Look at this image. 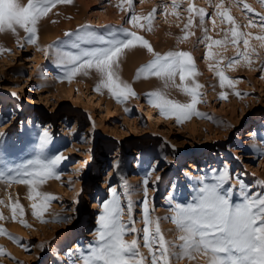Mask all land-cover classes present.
I'll use <instances>...</instances> for the list:
<instances>
[{
    "label": "rangeland",
    "instance_id": "rangeland-1",
    "mask_svg": "<svg viewBox=\"0 0 264 264\" xmlns=\"http://www.w3.org/2000/svg\"><path fill=\"white\" fill-rule=\"evenodd\" d=\"M81 1H86L87 7L80 22L64 28L55 37L51 32L41 33L39 26L35 44L9 42L4 46L0 42V106H3V109L0 107V134H3L0 135L3 154L0 228L5 230L0 233V264H73V261L82 264L77 259L78 250L97 238L98 215L103 202L111 198L113 187L117 188L125 206L124 221L129 219L128 200L132 202V219L139 233L140 252L147 258V264H151V254L142 238L146 178L150 216L153 220L159 218L165 239L177 244L180 233L165 217L174 214L172 208L176 203L191 199L195 182L211 170L229 171L231 185L236 189L242 180L253 192H264V39H256L264 37V0H175L176 8L173 0ZM64 4L70 7L61 9ZM58 5L51 11L62 22H68V17L74 20V15L80 13L75 9L82 10L80 0H71L63 6L61 3L62 7ZM193 5L197 10H204L203 18L196 12H188ZM225 11L235 21L234 25L219 15ZM132 15L139 16L144 26L133 27L129 22ZM190 16L193 23L186 27ZM233 27L244 33L235 44L231 35ZM121 28L135 31L153 49L149 52L137 44L119 58L115 71L120 78L122 68L133 69L130 82L123 80L126 76L121 80L136 90L134 97L117 100L106 89L96 91L101 77L94 73L95 69L87 70L86 75L82 71L71 81L67 79L68 66L57 65L53 53L60 48L78 51L65 47L76 38L77 30H92L107 36ZM206 36L210 39H205ZM22 39L27 40L26 33ZM244 39L249 41L247 49ZM213 40L223 43L209 49L207 45ZM169 51L191 54L197 75L184 84L194 86L195 80L202 86L198 90L200 102L196 105L201 115H192L179 123L149 104L151 90L141 91L132 83L134 74L154 59L153 53L166 55ZM209 51L211 57L207 56ZM245 52L252 63L239 55ZM132 57H135L133 63L129 62ZM236 60L239 63L228 67ZM217 71H224L226 77L235 81V86L222 87ZM90 77L97 81H91ZM139 77V83L156 80L159 93L167 99L191 102V97L182 91L183 85L177 82L179 74L167 86L165 78L145 74ZM64 117L69 120L65 126L60 124ZM45 130L49 132L46 141L42 139ZM42 143L46 157L61 155L63 159L55 170L60 178L48 179L39 186V191L56 199L37 218L32 214V205L39 200L29 198V186L16 182L15 172L10 169L20 168L27 160L34 159ZM204 154L209 160L198 171L180 170L186 161ZM107 169L112 177L103 186ZM157 176L161 177L158 182ZM15 205L20 207L14 212ZM57 217L61 222H56ZM63 217L71 219L63 222ZM59 227L66 230L57 235ZM78 237L79 244L73 248ZM132 238L133 234L126 236L129 241ZM194 259L199 260V253L193 252L192 258L173 259L171 264H208Z\"/></svg>",
    "mask_w": 264,
    "mask_h": 264
},
{
    "label": "snow or ice",
    "instance_id": "snow-or-ice-1",
    "mask_svg": "<svg viewBox=\"0 0 264 264\" xmlns=\"http://www.w3.org/2000/svg\"><path fill=\"white\" fill-rule=\"evenodd\" d=\"M70 2L71 0H27L24 4L21 0H0V32L10 31L15 34L17 28L22 29L27 35L28 43L35 44L38 38L37 25L41 18L46 16L55 4ZM176 7L178 5L173 0V8ZM244 7L252 11L247 4ZM187 10L189 13L196 12L201 18L205 15L203 9L197 10L194 5ZM219 15L235 24L226 11ZM140 20L139 16L132 15L129 22L133 27H143ZM192 23L190 16L186 27L191 26ZM84 27L91 29V26ZM77 31L76 38L65 47L78 51H66L60 48L53 53L57 65L68 66L67 79L71 81L82 71L86 75L87 70L95 69L101 77L96 91L106 89L117 100L134 97L136 94L132 87L121 80L115 69L126 49L135 48L139 44L149 52H153L150 43L135 31L123 28L115 33L110 32L107 36L92 30ZM65 35L71 37L72 33ZM231 35L232 42L235 44L244 36V33L238 32L236 27H233ZM205 39L210 37L206 36ZM256 39H264V37H256ZM221 43L223 42L213 40L207 47L211 49L213 45ZM243 43L247 49L248 39H244ZM81 45L92 47H81ZM47 54L49 53L46 50ZM153 55L154 59L138 70V77L140 74H145L165 78L167 86L168 82L174 83L177 74L181 82L197 75L193 57L188 52L169 51L166 55L156 53ZM239 55L247 63H252L246 52ZM207 56L211 57L212 52L209 51ZM233 63H239V61L230 62L228 67H232ZM216 75L222 87L235 86V81L226 77L224 71H217ZM192 83L194 86L187 84L182 86V91L191 97L190 103H179L167 99L158 92L149 94L148 102L159 109L166 118L174 117L178 123L192 115L200 116L201 113L196 110V105L200 102L201 93L198 90L202 86L195 80ZM48 137L49 132L45 130L42 133V139L46 141ZM62 159L61 155L53 158L46 157L42 143L34 159L27 160L20 168L10 169L15 172L16 182L29 186V198L39 200L32 205V214L37 218L42 216L50 201L56 199L50 194L39 191V186L48 179L60 178L55 170ZM0 164H3L2 150H0ZM0 178H3L2 172H0ZM160 179V176L156 177L157 182ZM231 179V174L226 169H213L210 174L200 177L195 182L193 195L187 203L175 204L172 208L174 214L165 219H170L176 225L180 233L177 237L179 244L176 241H167L161 231L159 218L155 220L151 218L148 200L149 180L146 178L143 181L142 238L144 247L151 254V264H171L173 259L192 258L193 252L202 253L208 257V264H264V192H253L251 186L244 184L242 180L239 181V188L236 189L231 185ZM110 197L103 202L102 211L98 215L97 238L85 248L78 250L77 259L82 261V264H147V258L140 252L139 233L132 219L131 200L129 199L127 203L129 219L124 221L122 217L125 215V206L121 202L117 188H111ZM17 207L20 206H13L14 212ZM22 212L21 208V214ZM2 218L0 216V219ZM70 219V217H63L62 221L68 222ZM56 222H61V218L57 217ZM21 223L27 226L25 221L21 220ZM4 231L0 228V233ZM129 234H133L130 241L126 239Z\"/></svg>",
    "mask_w": 264,
    "mask_h": 264
},
{
    "label": "bare ground",
    "instance_id": "bare-ground-1",
    "mask_svg": "<svg viewBox=\"0 0 264 264\" xmlns=\"http://www.w3.org/2000/svg\"><path fill=\"white\" fill-rule=\"evenodd\" d=\"M21 2L22 3H24V4H26L27 3V0H21ZM76 2V1H75ZM80 2L82 3V10H77V9H75L76 11H80V13H78V14H75L74 15V20H72L71 18H69L68 17V22L66 21V22H62L63 20H61L60 19V17L58 16V14L57 15H55L54 14V12L53 11H51V8H50V11L48 12V14L46 15V16H44V17H42L41 18V20L39 21L40 22V24H39V22H38V25H37V27L39 28V26H40V28H41V33H46V32H51L52 33V35H53V37H55L57 34H60L61 33V30H63L64 28H68V27H72V26H74L76 23H78V22H80V19H81V17H82V15H83V12L85 11V9H86V7H87V5L85 4V2L86 1H81L80 0ZM59 5H61V3H59ZM58 5V6H59ZM68 5V4H67ZM67 5L65 6V4H64V7H62L63 6V3H62V6H59V7H62L61 9H63V8H67ZM77 6V5H76ZM76 6H75V8H76ZM59 7L57 8V9H59ZM68 7H70V4L68 5ZM74 7V6H73ZM79 7V6H78ZM77 7V8H78ZM53 8H55L54 6H53ZM56 9V10H57ZM79 9V8H78ZM54 10V9H53ZM68 10V9H67ZM74 10V9H73ZM74 10V11H75ZM58 11V10H57ZM61 11V10H60ZM62 11H64V10H62ZM66 11V10H65ZM69 13H70V11H72V8H70L69 10ZM73 13V12H72ZM60 15V14H59ZM64 15V14H63ZM68 15V14H67ZM62 16V15H61ZM66 16V15H65ZM62 19H64L63 17H62ZM69 19H71V20H69ZM80 27V26H79ZM101 27V26H100ZM78 28V27H77ZM102 28V27H101ZM104 28V27H103ZM102 28V29H103ZM100 29V28H99ZM101 29V30H102ZM81 30V29H80ZM60 32V33H59ZM38 33H40V32H38ZM23 35H24V37H25V32L22 30V29H19V28H17V30H16V33L14 34V33H12V32H10V31H4V32H0V42L1 43H3V45L4 46H6L9 42H19L20 44H23V43H25V44H29L28 43V40H23L22 39V37H23ZM61 36V35H60ZM52 37V38H53ZM62 37V36H61ZM156 54H158V53H156ZM135 57H132V58H130V60H129V62H131L133 59H134ZM134 61H135V59H134ZM134 61H132V63L134 62ZM131 63V64H132ZM124 69H125V71H124ZM132 68H130V67H126V68H122L121 69V71H122V77H121V79H123L124 78V76H126V79H123V80H128V82H130L131 81V78H133L131 75L133 74V72H132ZM136 72V71H135ZM94 73H97V72H94ZM95 75V74H94ZM93 75V77L95 78L96 76H99V75H97L96 74V76H94ZM135 75V77H134V79H135V82L132 80V83H134V85H136V89H137V85L139 86L138 88H140V90L142 89V90H151V92L152 93H155V92H160L158 89H159V86H158V84H157V81L156 80H147V82H146V80H145V82L146 83H143L144 82V80L141 82V83H139V79H141L140 77H138L137 76V73L136 74H134ZM93 77H90V80L91 81H93L94 82V80H96V79H94ZM141 77H142V75H141ZM100 78V77H99ZM99 78H97V79H99ZM154 78V77H153ZM101 80V79H100ZM97 81V80H96ZM95 81V82H96ZM177 82H179L180 84H182V85H184V82H181V80H180V77H178V79H177ZM97 84V83H96ZM129 84V83H128ZM133 86V85H132ZM141 86V87H140ZM133 90H134V88H133ZM141 90V91H142ZM135 92H136V90H135ZM151 92H149V93H151ZM138 93V92H137ZM143 93H145L144 91H143ZM148 93V94H149ZM147 94V95H148ZM161 95H163L162 93H161ZM163 96H166L165 94L163 95ZM148 97V96H147ZM166 98V97H165ZM1 107V109H3V106L1 105L0 106ZM69 120H68V118L67 117H64L63 118V120H61V122H60V124L61 125H66V124H69V122H68ZM77 121V120H76ZM59 124V125H60ZM77 125H76V122H75V124H74V127H76ZM253 130H255V128L253 129ZM209 160V158H208V155L207 154H204L203 156H200V157H198V158H194V159H192V160H188V161H186L185 162V164L186 165H183V166H181L180 167V170L182 171V172H184V173H189V172H191V171H198L199 169H200V166H202L205 162H207ZM104 177H103V181H102V184L101 185H103V186H105L106 184H107V182H109V180H110V178L112 177V173H111V171H110V169H107L106 170V172L104 173V175H103ZM16 202H19V201H16ZM9 205V204H8ZM6 203H5V206H6V208L8 209V208H10L9 206H8ZM86 213H89V211H85ZM23 214V213H22ZM94 217V216H93ZM64 230H66L64 227H59L58 229H56V234L58 235V234H60V233H63V232H65ZM79 240H80V238L78 237V240H77V244H75L74 246H73V248H75L78 244H79ZM202 258V259H201ZM195 261H199V263L203 260V262L204 261H208V257H206V256H204L202 253L200 254L199 253V260H197V259H194ZM186 261V260H185ZM188 262V261H187Z\"/></svg>",
    "mask_w": 264,
    "mask_h": 264
}]
</instances>
